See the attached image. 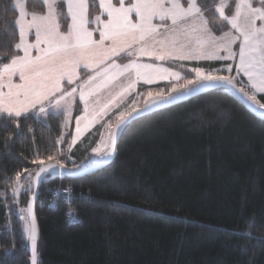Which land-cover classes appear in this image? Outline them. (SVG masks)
I'll return each instance as SVG.
<instances>
[{
    "label": "trees",
    "instance_id": "16d2710c",
    "mask_svg": "<svg viewBox=\"0 0 264 264\" xmlns=\"http://www.w3.org/2000/svg\"><path fill=\"white\" fill-rule=\"evenodd\" d=\"M209 63L224 64L200 62ZM62 121L21 118L17 136L0 120V264H30L6 178L35 170L37 155L65 154L56 143ZM70 157L59 156L81 168L75 151ZM61 188L68 193L56 196ZM38 192V264H264V120L225 95L151 115L120 139L111 164L77 178L52 175ZM28 199L21 194L19 204Z\"/></svg>",
    "mask_w": 264,
    "mask_h": 264
},
{
    "label": "snow or ice",
    "instance_id": "6c2138e0",
    "mask_svg": "<svg viewBox=\"0 0 264 264\" xmlns=\"http://www.w3.org/2000/svg\"><path fill=\"white\" fill-rule=\"evenodd\" d=\"M213 92L264 110V0H0V120L14 124L17 136L21 118L47 126L63 117L68 128L82 105L75 133L56 143L69 135L71 150L100 125L88 167L111 162L118 138L140 121ZM62 155H37L35 170L6 178L11 212L21 194L31 197L19 208L31 264L39 257L38 188L57 170L73 171ZM247 226H256L255 214Z\"/></svg>",
    "mask_w": 264,
    "mask_h": 264
},
{
    "label": "rangeland",
    "instance_id": "374dc122",
    "mask_svg": "<svg viewBox=\"0 0 264 264\" xmlns=\"http://www.w3.org/2000/svg\"><path fill=\"white\" fill-rule=\"evenodd\" d=\"M186 63H187V67L194 66L193 65L194 62H191V63L186 62ZM175 70H178V69L175 68ZM242 79H244L246 81V78L242 77ZM164 83L165 82H163V81L159 82V86L163 87ZM146 87H148V86H143V88H146ZM152 87L155 88L157 86L153 85ZM141 90H143V89H141ZM81 109H82V105H80L79 108L73 109V112H72L73 119L71 120L69 127L64 128L63 133H68V132H71L72 134L75 133V117L80 115ZM100 132H104V129L102 127H100V125H96L95 127L91 128L87 133H85L84 136L81 137L80 140L77 141L76 145L71 147V150H69V143L71 140V136L66 135L65 136V142L59 144L60 147L62 148V150L65 149V154L63 153V157L67 156L69 158L71 151H75L77 156H80L81 163H80L79 167H81V168L88 167L89 160L95 156V154L92 153V148L96 147L97 143L99 142ZM105 135H106V133H105ZM70 159H71V157H70ZM72 161H74V160L72 159ZM19 208H23V206L18 203L16 205V211L18 213H19ZM23 226H24V224H23Z\"/></svg>",
    "mask_w": 264,
    "mask_h": 264
},
{
    "label": "water",
    "instance_id": "95a60500",
    "mask_svg": "<svg viewBox=\"0 0 264 264\" xmlns=\"http://www.w3.org/2000/svg\"><path fill=\"white\" fill-rule=\"evenodd\" d=\"M202 95V94H201ZM194 97H189V98H186L184 102L192 99ZM182 102V103H184ZM181 104V103H180ZM243 104V103H242ZM254 116H256L257 118L259 119H262L264 120V110H259V109H256L255 111H253L252 109H250L247 105L243 104ZM173 107V106H171ZM170 108V107H169ZM168 109V108H167ZM165 110V109H164ZM121 138H118V141H117V147H118V144H119V141H120ZM117 156V150H116V153L115 155L113 156L111 162H108L106 163L105 165L99 167V168H92V167H84V168H71V167H68L66 166L67 169H72L73 171L71 173H69L68 171H64V172H61L60 170H57L55 174L53 175H59V176H67V177H70V178H77V177H81V176H84L86 174H89V173H92V172H96L98 170H101L103 168H105L107 165L111 164L115 158ZM52 176V175H51ZM41 187V186H40ZM39 187V188H40ZM39 188H38V191H39ZM31 198V197H30ZM38 201V199H37ZM37 201L34 203V206H33V210H34V213H35V216H36V222H37V228H38V231H39V224H38V219H37V215H36V203ZM28 251H29V254H30V258H31V250H30V244L28 243ZM30 264H31V259H30Z\"/></svg>",
    "mask_w": 264,
    "mask_h": 264
},
{
    "label": "built area",
    "instance_id": "2783aa9c",
    "mask_svg": "<svg viewBox=\"0 0 264 264\" xmlns=\"http://www.w3.org/2000/svg\"><path fill=\"white\" fill-rule=\"evenodd\" d=\"M67 193H68V189H66V188L57 189L55 191L56 196H60L61 194L66 195ZM66 200H69V198L67 197Z\"/></svg>",
    "mask_w": 264,
    "mask_h": 264
},
{
    "label": "crops",
    "instance_id": "0c3cea01",
    "mask_svg": "<svg viewBox=\"0 0 264 264\" xmlns=\"http://www.w3.org/2000/svg\"><path fill=\"white\" fill-rule=\"evenodd\" d=\"M194 64V63H193Z\"/></svg>",
    "mask_w": 264,
    "mask_h": 264
}]
</instances>
